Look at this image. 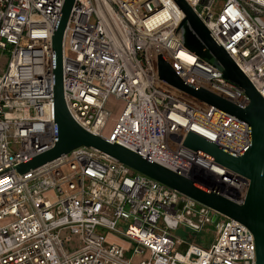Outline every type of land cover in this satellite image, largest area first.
<instances>
[{"label": "built area", "instance_id": "built-area-1", "mask_svg": "<svg viewBox=\"0 0 264 264\" xmlns=\"http://www.w3.org/2000/svg\"><path fill=\"white\" fill-rule=\"evenodd\" d=\"M63 2L0 0V264H256L243 224L95 148L15 170L55 140L52 35ZM186 2L264 97V0ZM183 17L173 0H75L62 41L65 103L87 131L241 202L248 179L182 140L193 132L241 154L247 124L158 75L162 56L194 87L248 102L183 45ZM110 97L124 107L104 135ZM209 224L215 238L203 246L195 235Z\"/></svg>", "mask_w": 264, "mask_h": 264}, {"label": "water", "instance_id": "water-1", "mask_svg": "<svg viewBox=\"0 0 264 264\" xmlns=\"http://www.w3.org/2000/svg\"><path fill=\"white\" fill-rule=\"evenodd\" d=\"M74 1L64 0L52 35L54 143L49 149L17 164L15 170L24 173L29 169H36L80 146L95 148L134 171L149 176L217 213L243 224L254 237L256 264H264V97L225 49L212 39L202 19L196 15L186 0H173L184 15L179 24L183 45L216 67L226 81L242 89L248 102L245 106H239L221 96L194 87L183 81L162 56L158 57V75L160 79L247 124L249 141L241 154L232 153L193 132H188L182 140L185 147L247 178L249 183L243 200L236 202L197 180L177 174L116 142H110L87 131L70 115L63 93L62 41ZM181 207L182 202L178 205V208Z\"/></svg>", "mask_w": 264, "mask_h": 264}, {"label": "rangeland", "instance_id": "rangeland-1", "mask_svg": "<svg viewBox=\"0 0 264 264\" xmlns=\"http://www.w3.org/2000/svg\"><path fill=\"white\" fill-rule=\"evenodd\" d=\"M223 2V0H222ZM222 2L220 3L219 7H221ZM217 8V10L219 9ZM8 62V53L7 52H0V74L5 70L6 65ZM107 109L110 111L111 116L108 119V121L105 123V126L102 130V133L104 135H109L113 131L114 123L117 120L118 116L121 114V111L124 107V102L121 100H118L114 97H110L107 101ZM215 225L214 224H209L197 235L196 237V242L203 246H207L211 242H213L215 238ZM71 240L75 241L76 237L71 236Z\"/></svg>", "mask_w": 264, "mask_h": 264}]
</instances>
